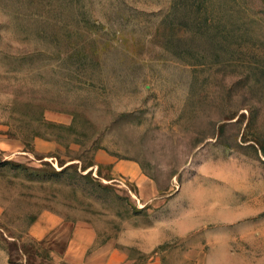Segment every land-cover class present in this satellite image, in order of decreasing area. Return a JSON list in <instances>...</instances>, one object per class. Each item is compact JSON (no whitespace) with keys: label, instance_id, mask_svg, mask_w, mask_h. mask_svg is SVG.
Masks as SVG:
<instances>
[{"label":"rangeland","instance_id":"1","mask_svg":"<svg viewBox=\"0 0 264 264\" xmlns=\"http://www.w3.org/2000/svg\"><path fill=\"white\" fill-rule=\"evenodd\" d=\"M44 211L134 264H264V0H0V264H47Z\"/></svg>","mask_w":264,"mask_h":264},{"label":"crops","instance_id":"2","mask_svg":"<svg viewBox=\"0 0 264 264\" xmlns=\"http://www.w3.org/2000/svg\"><path fill=\"white\" fill-rule=\"evenodd\" d=\"M3 144L9 149H20L15 143ZM26 237L47 264H134L116 240L100 242L97 227L88 219H69L44 211L33 221ZM139 264L160 262L150 259Z\"/></svg>","mask_w":264,"mask_h":264}]
</instances>
